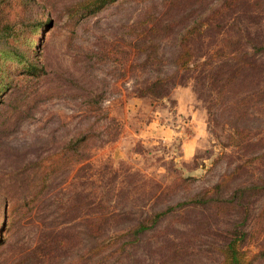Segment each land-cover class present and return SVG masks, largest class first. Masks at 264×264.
<instances>
[{
	"label": "rangeland",
	"instance_id": "1",
	"mask_svg": "<svg viewBox=\"0 0 264 264\" xmlns=\"http://www.w3.org/2000/svg\"><path fill=\"white\" fill-rule=\"evenodd\" d=\"M29 1L0 264H223L232 239L264 264V0Z\"/></svg>",
	"mask_w": 264,
	"mask_h": 264
},
{
	"label": "trees",
	"instance_id": "2",
	"mask_svg": "<svg viewBox=\"0 0 264 264\" xmlns=\"http://www.w3.org/2000/svg\"><path fill=\"white\" fill-rule=\"evenodd\" d=\"M28 2L30 1L21 0L20 4H23V6L19 9V5H14V1L12 0L8 2L7 0H0V57L4 55L10 56L19 51L18 39L26 23L33 18V14L36 12V8L30 4L28 5ZM24 3H26V6H24ZM177 58L178 66H187L190 59L189 49L182 46L177 54ZM161 81L162 79L157 78L156 81L152 82L148 87L150 91L147 94H152L153 91L151 90L153 88H160ZM140 95H146V92L141 91ZM4 206L6 205H3V208ZM4 226H6V216L0 218V231H2V228H5ZM145 229L146 225L141 224L134 230L138 233ZM249 262L247 254L238 247L236 239L229 241L225 248V260L223 264H249Z\"/></svg>",
	"mask_w": 264,
	"mask_h": 264
}]
</instances>
